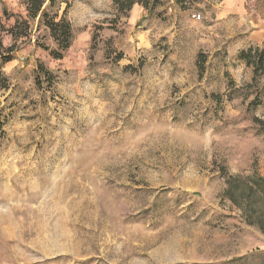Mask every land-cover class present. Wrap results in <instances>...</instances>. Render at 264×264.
I'll return each instance as SVG.
<instances>
[{
  "label": "rangeland",
  "instance_id": "obj_1",
  "mask_svg": "<svg viewBox=\"0 0 264 264\" xmlns=\"http://www.w3.org/2000/svg\"><path fill=\"white\" fill-rule=\"evenodd\" d=\"M148 5L57 0L73 31L62 59L38 18L16 41L0 264H264V233L225 195L232 177L264 178V94L248 110L238 60L264 44V0ZM4 10L30 19L24 0H0L9 47Z\"/></svg>",
  "mask_w": 264,
  "mask_h": 264
},
{
  "label": "trees",
  "instance_id": "obj_2",
  "mask_svg": "<svg viewBox=\"0 0 264 264\" xmlns=\"http://www.w3.org/2000/svg\"><path fill=\"white\" fill-rule=\"evenodd\" d=\"M197 0H176V3L184 7L186 4L195 3ZM150 0H127L128 9L135 3L142 4L148 8ZM28 18L30 21L23 20L22 17H16L14 14L9 15L4 10V14L8 21L14 19V23L6 27L2 25V32L10 34L14 38V45L6 47L3 41V35L0 31V89H8L9 84L4 77L3 68L5 65L13 61V54L19 50V38L29 36L30 22L38 18L37 27L45 26L48 29L51 37L56 43L58 49L45 50L51 51V56L55 59H62L63 53L71 46L73 39V31L70 22L65 17L58 19V15L54 14L53 8L57 0H24ZM19 16V15H18ZM22 32V33H21ZM238 60L243 62L246 67L252 69L253 83L245 88V99L252 98L248 105V110H255L262 104V94H264V44L261 46H250L239 53ZM38 68L41 70L44 66L38 63ZM233 98L230 97V101ZM227 198L236 206L243 210L245 219L249 225L258 227L264 233V178L251 177L240 180L237 177H232L228 180V188L225 191Z\"/></svg>",
  "mask_w": 264,
  "mask_h": 264
},
{
  "label": "built area",
  "instance_id": "obj_3",
  "mask_svg": "<svg viewBox=\"0 0 264 264\" xmlns=\"http://www.w3.org/2000/svg\"><path fill=\"white\" fill-rule=\"evenodd\" d=\"M193 18L197 19V20H200L201 17H200V15H194Z\"/></svg>",
  "mask_w": 264,
  "mask_h": 264
}]
</instances>
